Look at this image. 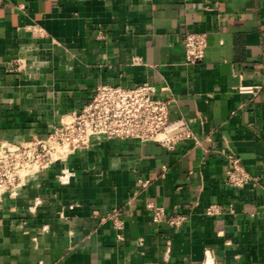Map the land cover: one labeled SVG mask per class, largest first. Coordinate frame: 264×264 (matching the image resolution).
Masks as SVG:
<instances>
[{"label": "crops", "instance_id": "crops-1", "mask_svg": "<svg viewBox=\"0 0 264 264\" xmlns=\"http://www.w3.org/2000/svg\"><path fill=\"white\" fill-rule=\"evenodd\" d=\"M190 33L209 44L197 66ZM263 81L264 0H1L0 146L46 139L101 84L154 86L193 138H94L32 175L0 208V264H264V92H238ZM150 205L189 219L155 224Z\"/></svg>", "mask_w": 264, "mask_h": 264}, {"label": "built area", "instance_id": "built-area-1", "mask_svg": "<svg viewBox=\"0 0 264 264\" xmlns=\"http://www.w3.org/2000/svg\"><path fill=\"white\" fill-rule=\"evenodd\" d=\"M1 3V0H0ZM104 38V35H100ZM185 64H201L209 48L205 34L190 33L183 39ZM240 94L256 96L264 92V81L255 86H240ZM171 99L157 97V89L144 83L125 88L101 84L96 87L91 100L79 111L65 116L60 125L46 139H35L23 146L2 144L0 146V208L6 197L14 198L32 175L48 169L69 153L90 146L94 138L138 140L142 143L154 142L172 151L174 147L193 138L188 123L170 120ZM229 168L226 183L234 188H242L251 178L241 166V161L233 152L228 153ZM148 184H142L146 187ZM151 219L155 224L166 223L173 229L182 228L188 221L187 215L167 216L163 207L149 206ZM222 208L212 204L206 209L207 216H219ZM111 221L118 232L124 221L116 212L101 217V222Z\"/></svg>", "mask_w": 264, "mask_h": 264}]
</instances>
